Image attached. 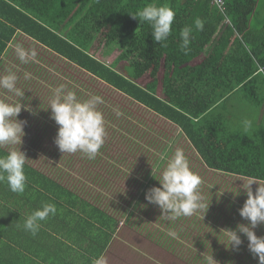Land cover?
<instances>
[{"label": "trees", "instance_id": "1", "mask_svg": "<svg viewBox=\"0 0 264 264\" xmlns=\"http://www.w3.org/2000/svg\"><path fill=\"white\" fill-rule=\"evenodd\" d=\"M149 3L175 12L162 44L132 16ZM212 6L211 0H0V61L21 31L176 125L209 169L264 181V0H225L217 15ZM197 18L203 31L195 28ZM185 26L194 37L187 54L179 47ZM105 30L102 56L121 51L111 65L90 52ZM146 75L150 82L139 85ZM24 171L23 193L0 182V264H92L104 254L118 227L114 217L27 162ZM43 203L57 212L33 236L22 225Z\"/></svg>", "mask_w": 264, "mask_h": 264}, {"label": "rangeland", "instance_id": "2", "mask_svg": "<svg viewBox=\"0 0 264 264\" xmlns=\"http://www.w3.org/2000/svg\"><path fill=\"white\" fill-rule=\"evenodd\" d=\"M218 11L212 6L214 15L219 14ZM106 31L99 36L90 52L97 59L111 65L121 51L116 50L110 57L104 58L102 56ZM51 59L53 70L58 68L59 76H63L64 71L68 69L65 63L62 62L61 64L59 57L56 58L57 60L52 57ZM200 61L201 58L195 60L193 64H198ZM123 67L124 64L121 63L116 69L123 71ZM49 73L50 69L47 68L48 77ZM162 74L161 69V77ZM47 79L49 78H42L41 82L38 83L41 94L36 91L35 97H32L49 104L55 87L52 88ZM150 80L147 75L138 80L137 83L144 86ZM107 87L101 82L93 87L99 89L92 90L90 96L98 95L104 101V103L97 105V109L102 112L105 108L109 115L116 117L128 128L127 132L134 130L136 135L144 132L143 140H151L147 131L152 132L162 142L159 144L162 145L160 152L165 151V155H160L163 159H169L176 149H182L190 169L201 177L202 183L199 191L205 205L203 209L196 211L192 216L180 217L176 220H169L165 216H161L159 207L149 203L146 198L132 205L124 204L117 198L115 201L117 206L113 208L116 211L114 214L110 213L109 207H100L108 214L110 213L118 222L116 232L104 253L107 264H205V257L211 255L216 261L215 264H258V259L254 258L248 249L247 238L240 234L243 243L238 249H233L228 246L229 236L226 231L228 229L234 230L238 223H248L239 215V209L247 199L243 187L247 185L248 179L209 169L198 158L191 144L188 143L183 146L182 139H179V131L175 127L170 124L164 126L163 122H153L152 116L146 113L143 107L128 103L130 100L126 96H123V99L116 92L110 94V92L105 93V91L102 92L103 94H99L100 89ZM163 88V84L159 85L158 94L160 96L163 95ZM113 109H119L123 115L117 116ZM102 114L106 124L105 115L103 112ZM149 123H156L161 126L163 133L158 126H151ZM30 126L32 125L27 124L26 126V135H31L29 137L31 142L21 144L24 146L21 151L27 154L28 160L26 162L28 164L49 175L50 178L57 177V180L52 179L58 183L60 181L80 196H83L91 188H97L95 181L98 170H94L90 178L89 169L87 167L82 168L81 158H69L74 157L73 153L52 155L51 150L55 137L49 136L48 142L40 141L36 138L39 133L34 131V126L32 129ZM50 134L53 135L51 132ZM167 143H170L168 148ZM134 145L135 140L131 138L128 139V144L125 147L130 148V152L133 153L136 149L133 147ZM72 166H74L73 171L69 170ZM257 187L258 185L255 183L251 185L254 193ZM137 192L134 191L135 194ZM238 192L239 195H237ZM114 193H116L115 190L110 191L111 196ZM126 193L129 194L130 191ZM84 196L87 201L96 206L97 203H94L92 197L89 199V196ZM170 231L175 232L176 235H169ZM255 232L257 236H264V224L259 225Z\"/></svg>", "mask_w": 264, "mask_h": 264}, {"label": "clouds", "instance_id": "3", "mask_svg": "<svg viewBox=\"0 0 264 264\" xmlns=\"http://www.w3.org/2000/svg\"><path fill=\"white\" fill-rule=\"evenodd\" d=\"M132 16L138 19L140 24L147 23L151 27L152 37L158 44L166 42L172 34L175 12L166 4L149 3ZM194 23L197 30L203 31V20L197 18ZM179 35L180 50L187 54L190 51V41L194 38L192 28L183 27ZM14 51L23 64L38 62L34 48L25 49L23 45L17 43ZM30 78L31 74L25 72L24 79ZM17 81V74L11 70H8L7 74L0 75V88L19 98L13 103L0 99V148L9 147L7 154H0V182H6L10 191L20 194L26 187L27 177L24 168L28 159L19 147L10 146H20L22 143L26 121H21L17 117L22 108L27 110V105L21 103L25 91L17 87ZM102 103L104 101L98 95L80 100L75 91H66L65 85H60L54 90L48 109L51 110L50 118L58 126L54 143L63 154L80 152L89 160L96 158L106 135L103 114L97 109V105ZM113 110L117 116L123 115L119 109ZM243 125L247 130L251 127V122L245 120ZM158 181L161 186L148 189L145 198L149 203L159 207L161 216L176 220L180 217L192 216L205 207L199 191L201 177L190 169L182 149H176L167 159L162 177ZM254 183L258 185L255 193L251 188ZM243 189L247 199L239 209V215L248 223H238L234 230H226L229 236L228 246L238 249L243 243L240 235L243 234L247 238L248 249L254 258L258 259V264H264V236H257L255 232L259 225L264 224V181L249 178ZM56 212L55 204L43 203L26 216L22 227L35 236L41 227V222L50 215L54 216ZM169 235L175 236L176 233L170 231ZM215 262L212 255L205 257V264H215ZM92 264H107V259L101 254L92 260Z\"/></svg>", "mask_w": 264, "mask_h": 264}, {"label": "crops", "instance_id": "4", "mask_svg": "<svg viewBox=\"0 0 264 264\" xmlns=\"http://www.w3.org/2000/svg\"><path fill=\"white\" fill-rule=\"evenodd\" d=\"M50 12L57 13V7H54V9L51 7ZM17 43L23 45L25 49L34 48L37 52L38 62H30L28 64L21 63L14 51V47ZM51 57L53 59H56L59 56L45 48L40 43L31 39L23 32L17 31L11 42L8 44V48L5 54L1 58L0 75L7 74L8 70L15 72L18 76L17 87L25 91L24 97L21 98V103L23 105H27V110L22 108L19 116L17 117V119L21 121H26L24 127L25 135L22 138V143L31 142V138H29L31 137V135H26L27 124L32 125L30 126V129H32L34 126V131H37L39 133L38 137L36 136V138L40 141L45 140L46 142H48L49 136L56 137L57 134L58 126L56 125L54 120L50 118L51 110L48 109L49 104L47 102H44L43 100H36L35 98H33L35 97L34 94L36 93V91L41 94L38 89V83L41 82L42 78H49L47 80L51 84V87H55V89L60 85H65L66 91H75L77 98L80 99L81 97V100L89 98L92 90L99 89L93 87L95 85L97 86L98 82L100 83V81L97 82V80L91 77L89 73L81 70L75 64L61 57H59V59H61V64L62 62H64L68 69L64 71L63 76H59L58 68L55 70H53L52 68V64L50 61L52 60ZM55 63L57 64V62ZM47 68L50 69L49 77L47 74ZM74 69H76V71H74ZM25 72L31 74L30 79H24ZM160 85H162V83ZM104 91L105 93L110 92V94L116 92L124 99V95L121 92L113 89L110 86L100 89L99 94H103L102 92ZM161 97H164V95H162ZM0 99L6 100L9 103L17 102L19 100L18 97H15L12 93L2 88H0ZM128 99L130 100L128 103L137 104L140 107H143L145 109V112L152 116L153 122H163L164 126L170 124L171 126L175 127L179 131V139H182L183 146L188 143L190 144L184 133H182V131L176 125L167 121L165 118L161 117L155 112L146 109L140 103L130 98ZM102 112L104 113L105 119L107 121V123L104 124L106 135L104 138V144L100 148L96 158L94 160H89L84 154L79 152L73 153L74 157H69L79 159L81 158L83 162L82 168L87 167L89 169L90 178L94 173L93 171L98 170L95 181V185L97 188H91L86 191L83 196H80L77 192L71 190L70 188H67L66 186L65 187L78 196L82 198L84 197L83 199H85L84 195L89 196V199H91L92 197L94 203H97L96 206L104 208L109 207L108 210L110 211V213L114 214L116 211L113 208H116L117 206L115 202L117 198L124 202V204L128 203L129 205H132L135 202H138L140 194L144 199L145 191L152 187L161 186L158 180L162 177V171L164 167H166L167 160L165 158L161 159L162 156L160 155H165V151L160 152L162 145H160L159 143L162 142L158 138H156L152 134V132H150L149 130L147 131L148 136L151 140H143L144 132L139 131L140 133L137 135L134 130L127 132L128 128L125 127L122 122L118 121L116 117L109 115L105 111V108H103ZM29 118H31L32 120H30ZM149 125L158 126L161 130V133H163L162 127L158 124L149 123ZM50 132L53 133V135H51ZM166 136L168 137V135ZM131 138L135 140V145L133 147L136 149L133 153L130 152V148L125 147L128 144V139ZM170 143H167V148ZM53 144L54 145L53 149L51 150V154H62L57 145L54 142ZM10 147H19L20 150H23L24 148V146L22 145H15ZM2 149L6 150L7 152L9 151V147H4ZM24 153L26 154V152ZM69 170L73 171L74 166H72ZM53 178L56 180L58 179L55 176ZM112 190H115L116 193L111 196L110 191ZM128 191H130L129 194L126 193ZM134 191L138 192L135 194ZM102 198H104V200H102Z\"/></svg>", "mask_w": 264, "mask_h": 264}, {"label": "built area", "instance_id": "5", "mask_svg": "<svg viewBox=\"0 0 264 264\" xmlns=\"http://www.w3.org/2000/svg\"><path fill=\"white\" fill-rule=\"evenodd\" d=\"M212 5L219 10V12H224L225 10V0H211Z\"/></svg>", "mask_w": 264, "mask_h": 264}, {"label": "bare ground", "instance_id": "6", "mask_svg": "<svg viewBox=\"0 0 264 264\" xmlns=\"http://www.w3.org/2000/svg\"><path fill=\"white\" fill-rule=\"evenodd\" d=\"M262 22V21H261ZM246 80V79H245Z\"/></svg>", "mask_w": 264, "mask_h": 264}]
</instances>
